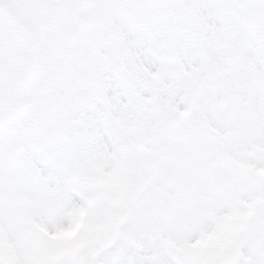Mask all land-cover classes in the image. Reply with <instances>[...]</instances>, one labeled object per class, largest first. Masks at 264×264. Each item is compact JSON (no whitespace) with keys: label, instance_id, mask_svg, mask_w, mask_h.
Wrapping results in <instances>:
<instances>
[{"label":"snow or ice","instance_id":"snow-or-ice-1","mask_svg":"<svg viewBox=\"0 0 264 264\" xmlns=\"http://www.w3.org/2000/svg\"><path fill=\"white\" fill-rule=\"evenodd\" d=\"M0 264H264V0H0Z\"/></svg>","mask_w":264,"mask_h":264}]
</instances>
